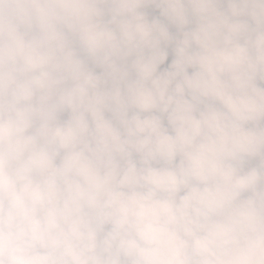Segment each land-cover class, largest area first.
<instances>
[{"label": "clouds", "instance_id": "clouds-1", "mask_svg": "<svg viewBox=\"0 0 264 264\" xmlns=\"http://www.w3.org/2000/svg\"><path fill=\"white\" fill-rule=\"evenodd\" d=\"M0 264H264V0H0Z\"/></svg>", "mask_w": 264, "mask_h": 264}]
</instances>
